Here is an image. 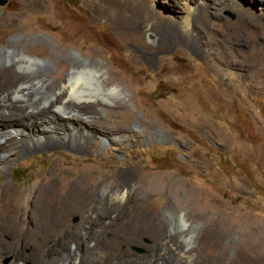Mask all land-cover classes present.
<instances>
[{
  "label": "rangeland",
  "instance_id": "1",
  "mask_svg": "<svg viewBox=\"0 0 264 264\" xmlns=\"http://www.w3.org/2000/svg\"><path fill=\"white\" fill-rule=\"evenodd\" d=\"M99 2L8 0L0 5V23H19L6 33V43L0 40V52L22 39L18 47L50 69L49 87L67 76L70 53L78 54L103 67L123 93L72 100L77 106L99 105L98 113L85 119L113 128L98 130L113 134V143L68 144L29 155L13 149L0 170L1 207L17 200L26 205L35 185L53 173L60 187L69 181L90 187L81 192L88 200L72 202L79 212L71 213L66 229L87 228L85 218L103 209L99 218L105 221L101 218L96 238L115 248V261L127 249L149 259L173 240L190 250V258L183 262L178 252L167 256L171 264H264V21L259 4L114 0V21L129 25L123 33L110 23V5ZM199 2L211 12H196ZM244 14L256 26L241 21ZM138 22L149 28L130 26ZM192 38L199 53L187 43ZM0 66L9 64L2 60ZM124 173L130 175L126 186L120 180ZM121 187L128 200L109 202ZM189 199L198 204L174 208ZM201 205L211 207L210 218L202 216ZM144 213L160 228L157 242L149 236L137 239ZM179 213L185 221L181 218L182 225L175 227ZM236 215L240 230L232 228ZM188 234L191 241L184 238ZM11 260L7 255L3 264Z\"/></svg>",
  "mask_w": 264,
  "mask_h": 264
},
{
  "label": "bare ground",
  "instance_id": "2",
  "mask_svg": "<svg viewBox=\"0 0 264 264\" xmlns=\"http://www.w3.org/2000/svg\"><path fill=\"white\" fill-rule=\"evenodd\" d=\"M98 1L110 5L106 9L112 15L110 23L114 27L120 28V31L124 33V27L128 29L129 25L114 21L115 14L111 12L114 0ZM257 1L259 0H256L255 3H258L259 7L256 5V9L264 12V2L260 4ZM39 6L37 2L33 4L35 9H38ZM211 10L210 6L200 3L196 12L207 14ZM261 12L258 15L260 20L264 21V13L261 14ZM241 21L256 26V22L245 14L242 15ZM144 24L138 22L135 25L130 24V26L149 28ZM18 26V22L7 25L0 23V40L6 43V33L17 29ZM152 26L149 30L154 32L156 26ZM36 40L44 41L41 37H37ZM23 43L22 39H16L0 52V64L2 60L9 64V67L0 66V127L4 125L3 128H0V170L6 168L4 161L7 159L6 156L13 153V149H19L22 154L29 155L34 150L60 148L68 144L83 147L89 141L113 143V139L110 138L113 134L105 136L98 131L101 129L113 131V128H109L108 125L97 120L85 119L88 115L97 114L99 105L77 106L72 101L77 98L108 99L122 95L119 85L114 86L106 77L105 69L93 65L81 55L70 53V71L67 76L62 79L57 78L55 85L49 87L48 82L51 77L48 72L50 69L44 62L29 55L25 49L18 47ZM187 43L192 50L200 52L198 43L193 38ZM262 50L264 51V48ZM2 76L8 78L2 79ZM61 132H64L63 135ZM1 154H4V157ZM129 176L126 173L121 176L120 180L123 186L129 184ZM83 177L86 176L79 178ZM82 189L78 182L73 181L60 187L57 183V176L52 173L49 178L35 185L30 195L31 199H28L26 205L21 200H17L16 204L8 201L3 207L0 205V264H3L7 255L12 256L10 264H171L166 261L167 256L175 257L178 252L185 257V259L181 258V261L184 262L190 258V250L187 247L179 248L173 240H170L165 246L169 250L167 253L165 247H160L154 255H150V258L147 259L148 256L138 257L127 249L118 255L121 261H115V248L110 250L111 247L105 241L102 242L96 238L98 225L102 222L101 218L103 220L105 218H99L100 208L96 210V216L92 214L85 218L87 228L78 226L77 228L73 227L72 230L66 229L68 217L71 216V213L77 212L80 207H75L72 202L82 203L88 200L83 199L86 196L81 195V192L85 191L84 189L90 190V187ZM125 194V189L121 187L118 191H112V199L108 201L121 204L128 200L124 199ZM130 200L132 201V199ZM196 204H198V200L189 199L173 205L174 208L181 211L186 207H194ZM100 210L104 212L103 209ZM201 214L204 218H210L213 214L211 207L202 206ZM181 218L185 221L183 214H177L172 225L175 227L182 225ZM217 218L214 219L217 221ZM148 219L145 213L142 218H139V222L143 223L144 227L135 234L139 241V237L149 236L153 242H157L160 239V228ZM145 220L150 224L145 225ZM233 222L234 230L242 229L241 219L238 215L235 216ZM184 227H187V224H184ZM192 237L190 234L184 236L186 241H191ZM139 244L137 243L138 246ZM151 249L153 248L148 247L149 252Z\"/></svg>",
  "mask_w": 264,
  "mask_h": 264
},
{
  "label": "water",
  "instance_id": "3",
  "mask_svg": "<svg viewBox=\"0 0 264 264\" xmlns=\"http://www.w3.org/2000/svg\"><path fill=\"white\" fill-rule=\"evenodd\" d=\"M8 0H0V5H4Z\"/></svg>",
  "mask_w": 264,
  "mask_h": 264
}]
</instances>
